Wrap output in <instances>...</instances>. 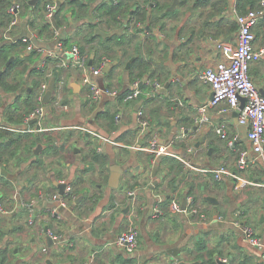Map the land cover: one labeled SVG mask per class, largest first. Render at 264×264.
I'll return each mask as SVG.
<instances>
[{
	"label": "crops",
	"instance_id": "0c3cea01",
	"mask_svg": "<svg viewBox=\"0 0 264 264\" xmlns=\"http://www.w3.org/2000/svg\"><path fill=\"white\" fill-rule=\"evenodd\" d=\"M47 1L57 2V13L60 6H64L63 14L68 18L61 26L54 19L53 32L54 28H59L60 32L58 35L54 32L52 39L42 36L31 24L35 10L43 8ZM72 1L37 0L31 3L33 8L23 7L25 14L20 17L19 24L12 28L10 24L2 22L0 1V47L19 40L29 41L33 43V49L41 54L40 60L46 63L48 58L55 57L48 56L45 51H58L59 43L66 50L78 45L89 56V64L92 59L90 66H97L104 56L111 60L108 71H103L96 78L102 88L125 94L136 82L139 86L143 83L151 85L148 80L159 81L164 86L169 84V87L166 93L162 89L160 94H156L149 104L140 98L119 102L117 98L108 96L95 102L92 101L90 88L82 82V70L69 65L64 67L62 101L68 107H59L56 99H52L49 106H44L42 131L31 133L25 131L27 126L35 124L33 127L37 129L38 123L27 124L26 119L21 123L12 121L17 116L9 115V118L6 108L14 102V96L0 87V130H10L15 134L11 150L16 153L9 158V163L1 165V170H5L6 174H0V207L3 210L0 213L7 212L13 216H0V251L8 243L15 248L17 256L9 257L12 264L18 260H21L19 264H47V259L54 264H129L130 258L134 259L131 264H179L177 254L171 252L173 250L180 254V260L188 263L203 264L208 259L207 251L215 250L218 252L217 261H222V258L228 260L222 261L224 264H264V252L245 242L240 229L233 224L235 220L252 224L257 235L264 238V166L261 161L239 169L238 179L225 176L222 181L213 180L212 173L190 170L184 166L181 180L176 183V188H172L165 178L168 170L163 169V159L154 163L148 151L137 148L148 145V138L141 137L138 132L136 108L142 102L140 108L148 118L151 117V108L160 107L159 121L162 124L159 131L162 139L166 143L172 142L171 149L188 158L197 168L213 169L226 165L233 172L237 169L238 151L221 138L217 132L220 125L225 126L230 136L239 134L243 139L242 145L251 152L250 142L238 126L237 111L219 113L218 108L210 107L209 123L198 126L194 122L199 108L208 105L212 93L210 87L200 80L199 74L221 59L215 39L210 36L212 33L208 29L205 30L206 35L202 33V19L192 17L190 5L179 4L175 10L177 13L167 17L163 27H150L147 24L143 31L136 33L133 23L137 3H143V0H121L123 5L117 18L112 15L110 0H81L88 1V9L81 13L78 6L73 11ZM111 1L117 4L120 0ZM158 2L168 8L173 0ZM17 4L21 12V6ZM151 5L155 6V3ZM234 7L235 0H230L224 23L226 26L237 22ZM40 12L45 16V8ZM60 18L63 19L62 14ZM129 18L131 28L127 27ZM92 25H96L95 28ZM96 28L104 32L114 29L121 32L104 37L96 33ZM194 28L195 32L192 30ZM237 32L238 29L229 35L222 34L216 40L222 39L235 45ZM254 32L255 45L260 49L264 47V17L258 20ZM91 35H95L96 40L90 44L86 39ZM117 35L124 40L122 45H117V40L113 39L111 51L102 47L101 38L106 40ZM61 38L67 41L68 46ZM139 56L150 59L152 68L150 76L145 75L141 79L137 77L139 70L136 68ZM15 57L16 54H13L10 58L14 60ZM65 57L70 61L68 53ZM20 70L22 68L13 71L7 80L12 82L17 77L27 82L30 78ZM4 71L5 68L0 70V76ZM251 75L259 89L264 91V58L252 65ZM108 112L117 113V128H111L113 122ZM186 118L190 119V123L192 121L189 126H186ZM0 134V144L10 140L9 136ZM201 137L204 140L198 147ZM38 145L41 147L37 149ZM53 145L58 147L57 152L51 150ZM192 145L196 151L187 152ZM93 148L108 159L94 161L88 155ZM9 153L12 151L5 152L3 156L10 157ZM155 164L159 165L156 176L159 182L151 188L155 182L152 177ZM111 166H118L120 171L124 169L120 179L122 188L109 186ZM88 167L91 169L86 171ZM59 170L63 171L61 175L58 174ZM91 172L89 187L78 185L77 180L81 175L88 176ZM127 179L131 183L129 191L124 185ZM55 180L73 185L68 207L60 209V219L52 213V198L59 192ZM244 180L249 183L242 187ZM192 183L198 195L196 204L199 203L200 214L208 220L201 221L197 216L183 213L174 214L169 208L173 201L182 202L193 195L189 194ZM132 191H136V194ZM156 194L165 197L164 214L159 217H154L152 209ZM207 195L215 197L218 203L207 201ZM219 215H223L226 221L218 220ZM31 218L33 223H30ZM19 224L24 226V230L14 232ZM132 225L140 230L139 246L129 256L115 245V240ZM48 232L54 236L53 243L49 242ZM46 247L48 252H44ZM18 252L21 254L18 255Z\"/></svg>",
	"mask_w": 264,
	"mask_h": 264
},
{
	"label": "built area",
	"instance_id": "2783aa9c",
	"mask_svg": "<svg viewBox=\"0 0 264 264\" xmlns=\"http://www.w3.org/2000/svg\"><path fill=\"white\" fill-rule=\"evenodd\" d=\"M261 6L262 8L260 10H249L245 14H238L234 7V12L239 25L235 45L215 39L216 49L220 52L221 59L215 65L207 66L199 74L200 80L210 87L213 97L209 100L208 105L205 104L199 108V112L196 115L194 122L198 126L209 123L210 115L208 111L210 107H213L218 108L219 113L239 111L238 123L247 127V139L250 142L253 156L248 149H242L237 160L238 170L245 169L250 164L256 165L259 161H261L264 166V93L261 92L251 75L252 65L260 62L264 58V47L257 49L255 45L256 34L254 32V26L259 19L264 17V0H261ZM58 9L59 6L56 1L46 3V19L50 22H54ZM9 11L13 16L10 23V27L12 28L20 22L19 5L14 2ZM137 26L143 28L145 24L139 22ZM54 32L58 35L60 32L59 28H54ZM33 46V43L30 42L26 50H32ZM45 53L50 57L61 58L59 63V66L61 67L71 65L82 70V82L90 88L92 101L98 102L103 96L117 98L120 95V92L117 90L102 88L96 81V78L103 73L104 69L111 66V60L108 57H102L97 66H90L89 56L82 52L78 45H74L70 50H66L61 43L58 44V51L54 52L53 50H49L48 52L45 51ZM67 53L70 55L69 58L71 62L65 57ZM44 64V61L40 62V65ZM148 81L152 86V91L147 93L148 97L155 96L164 88V85L159 81ZM48 87V82L42 84L37 95L39 105L36 110L26 118V122L28 123L34 117L38 116V128H27L26 130L29 132L42 131L41 121L45 117L44 96ZM64 87L65 82L64 80H61L54 93L56 94V101L59 107L67 108V105L62 104ZM143 93L144 92L139 86V83L136 82L133 85V88L124 94L123 101H136L143 95ZM242 98L245 99V105L241 109ZM137 117L139 122V135L141 137H145L146 134L152 130L148 137L147 147L144 148L143 146H137V148L148 151L152 155L154 163L157 162L162 155L173 156L179 159L187 169L212 173L216 181H222L225 176H230L235 179L239 178L238 174L231 171L226 165H221L213 169L197 168L188 158L181 154H177L171 149L172 142L166 143L162 139L159 129L152 128L150 119L146 117L143 109L139 108L137 110ZM217 132L220 134L221 138L227 141L230 147L235 148L236 143L240 140L239 134L230 136L224 125L218 126ZM183 136L186 135L184 134ZM100 137L103 140H107V138ZM195 151L196 148L194 145L187 149V152L189 153H194ZM62 182L66 183L65 194L58 192L55 193L52 198L54 204V206H52V213L59 219L62 217L60 209L68 207V197L73 191V185L66 181ZM248 183L247 180H244L241 186H246ZM155 196L156 203L153 205L152 209L154 217H159L164 214L163 202L165 197L161 194H156ZM33 204L34 202H32L31 205ZM169 208L174 214L183 213L188 216H197L201 221L208 220L205 215L200 214L199 207L196 204V198L193 195L187 197V204L184 209L182 208V202L179 201H173L169 205ZM0 211H3L1 207ZM217 219L220 221H226V218L223 215H219ZM30 223H33L32 218ZM233 224L240 229L245 242L264 252V238L258 236L252 226L239 220L233 221ZM48 235L51 238H54L51 232H48ZM139 235V228L136 225H132L127 231H124L117 236L115 245L122 248L127 255L132 256L138 249ZM44 252H48L47 247L44 248ZM222 261L228 262L226 258H222ZM85 264H93V262Z\"/></svg>",
	"mask_w": 264,
	"mask_h": 264
},
{
	"label": "trees",
	"instance_id": "16d2710c",
	"mask_svg": "<svg viewBox=\"0 0 264 264\" xmlns=\"http://www.w3.org/2000/svg\"><path fill=\"white\" fill-rule=\"evenodd\" d=\"M1 1V10L3 12L2 14V22L10 24L13 16L10 13V7L14 2L19 3L21 6V12H20V17L23 16L25 13L23 12V7L24 8H33L31 6L30 0H0ZM229 1L230 0H180V5H190V10H192L193 14L192 17H197L202 19V33H205V30H209L210 36L212 38L217 39L220 37V35L225 34L229 35L230 32H233L239 28L238 22L234 21L229 23L228 26H226L225 20H226V15L228 11V6H229ZM51 1L45 2L48 3ZM154 2L155 6L151 5V3ZM41 3V2H40ZM45 4L42 6L43 8L36 9L35 14H34V20L31 21L32 27L37 28L39 33L42 36H46L50 39L54 37V32L52 28V23L50 21H47L45 19L44 14H41L40 11L45 8ZM73 5L72 9L75 11L76 7L78 6L80 13L85 12L88 9V1L87 2H82L81 0H74L71 2ZM110 9L112 10V15L117 18L119 14H121V7L123 5V2L120 0L117 2V4L113 3L111 0L109 2ZM144 4L145 6H141ZM137 12L135 13V21H134V29L135 32H141L144 30L146 25L148 24L150 27H155L157 25H161L162 27L164 26L163 22L164 20L171 16L172 14H176L177 11H170L166 10L167 6L162 5L161 3L158 2V0H143V3H137ZM262 8L261 6V0H235V9L238 14H245L249 10H260ZM64 11V6H60L59 13L56 14L55 20L57 21L58 25H62L63 22L68 20V18L65 16V13L63 14ZM62 14V20L60 18V15ZM40 17V19H39ZM54 20V22H55ZM144 23L145 26L143 28H140L137 26L138 23ZM131 24V19L129 18V22L127 27H130ZM96 25H92V28H95ZM224 26V29H223ZM131 28V27H130ZM193 32H195V28L192 29ZM95 35H91L89 38L86 39L88 43H94L96 40ZM62 39V38H61ZM113 39L117 40V45H122L124 43V40L120 39V36H115L112 38H108L106 40H103L102 38L100 39V43L103 48H106V50L111 51L113 48L112 46V41ZM64 44L68 46L67 41L63 40ZM29 44L28 42H25L23 40H19L14 42L13 44H4L3 46L0 47V70L5 68L4 73L0 76V87L4 89L7 93H12L14 96V102L10 104L6 108L7 116L9 115L17 116L15 120L11 119L14 122L21 123L26 119L32 112L36 110V108L39 105V102L37 100V95L39 93V90L42 87L43 83H50V81L55 78L56 79V87L59 86V82L61 80H64L63 75L66 72V68L59 66V63L61 61V58H48L46 60V63L44 65H40V59L41 54L35 49L32 50H26L27 46ZM94 47V46H93ZM21 49L20 51L23 50L24 54L20 53L18 49ZM97 49V48H96ZM82 50L83 47H82ZM95 50V49H93ZM97 52V51H96ZM16 54L15 59L10 63V65H7L8 60L10 57ZM136 68H138V73L137 77L140 79L145 76L149 75L150 72L152 71V68L150 66V59H146L144 56H139L136 62ZM96 64V62L94 63ZM135 67V66H134ZM19 68H22L19 72H21L23 75H27L30 79L26 82L23 80H19L17 77L13 79L12 82H9L7 80L8 75H11V73ZM141 89L144 91V94L140 97V99H144L145 103H150L153 100V97H146L147 93H150L152 91V86L148 85L146 83H143L141 86ZM30 89V90H29ZM160 94V93H159ZM124 94H120L117 99L120 101H123ZM54 100L56 99V94L54 95ZM159 108H151L150 110V122L152 128H159V126L162 124V122L159 121V117L161 116L159 112ZM107 114H111L110 117L112 118L113 124H111V128H117L115 125V122L117 121V113H110L108 112ZM146 115V114H145ZM10 118V117H9ZM186 126H189L190 119L186 118ZM27 123V122H26ZM30 121L27 123L29 124ZM35 124H31L30 126H27V128H33ZM27 131V130H25ZM152 130L146 134L145 138H148ZM29 132V131H27ZM139 132V128H138ZM0 133H3L4 136H9L10 140L3 142L0 144V167L1 165H4L5 163H9L11 156H15V152L11 150V145L14 144V136L15 134L8 131H1ZM31 133V132H30ZM0 134V138H1ZM237 146L235 145L233 148L234 150L238 151L237 157L240 155V151L242 149H248V147L243 146V139H240L237 142ZM242 148H240V147ZM51 150L58 151V147L56 145L51 146ZM185 147V144L184 146ZM240 148V149H239ZM232 149V150H233ZM12 151V153H9L10 157L5 158L3 154L5 152ZM88 155H91L94 161H106L108 159L107 156L102 155L97 152L96 148H93L90 150V153ZM42 164V161H39ZM163 169L168 170L167 174L165 175L166 180H168L169 185L172 188H176V183L178 180H181L182 174L184 173V164L176 159L173 156H165L163 158L162 163ZM92 167V165H91ZM91 168L88 167L86 171H89ZM234 172L236 174H239L238 169H234ZM61 175V174H59ZM59 177V176H58ZM212 179H214V175H212ZM82 180V177L80 180H77V183L79 184ZM216 182V181H215ZM194 184H191V190L189 194H194ZM198 198L196 197V200ZM170 201V200H169ZM168 202V201H167ZM197 202V201H196ZM26 212V211H25ZM24 230V226L21 224L16 225L14 232L16 231H22ZM1 233V232H0ZM204 248V247H203ZM205 249V248H204ZM208 252V259L203 262V264H218L215 250L207 251ZM15 253V248L11 246L10 243L7 244L5 248H3L0 251V264H12L9 261L10 255H13ZM15 256V255H13ZM134 261V259L130 258L127 263L131 264Z\"/></svg>",
	"mask_w": 264,
	"mask_h": 264
},
{
	"label": "water",
	"instance_id": "95a60500",
	"mask_svg": "<svg viewBox=\"0 0 264 264\" xmlns=\"http://www.w3.org/2000/svg\"><path fill=\"white\" fill-rule=\"evenodd\" d=\"M36 1H37V0H30V3H34V2H36ZM179 3H180V0H173V3L171 4V6H169L167 9H168V10H171V11H175L176 8L178 7ZM148 28H149V27H148ZM119 32H121V31L116 30V29L111 30V31H109V32H104L103 30H100V28H96V33H97V34H100V35H102V36H104V37H110V36L115 35V34H117V33H119ZM219 41H222V39H220ZM12 61H13V58H10V59L8 60L7 65L9 66L10 63H11ZM92 63H93V62H92V59H91V60H90V65H91ZM108 69H109L108 67L105 68V69H104V72H107ZM74 87H76L75 84H74ZM168 87H169V84H166V85L164 86V88H163L162 91H163L164 93H166L167 90H168ZM55 90H56V79L53 78V79L50 81V83H49V87H48V90H47V92L45 93V96H44V103H45L46 106H49V104L51 103V101H52V99H53V97H54V92H55ZM261 92L264 93V91H262V90H261ZM212 97H213V93H211V95H210V99H212ZM141 103H142V102H141ZM141 103L137 106L136 109H139V108L141 107V105H142ZM244 105H245V99L242 98V99H241V106H240V108L242 109V108L244 107ZM236 113L239 114V111H237ZM37 121H38V116H37V117H34V118L30 121V123H37ZM238 126H239V128L243 131V135H244V137H247V131H248V130H247V127L244 126V125H241V124H239ZM195 129H197V126L195 127ZM203 140H204V137H201L200 142L197 143V146H198V147L200 146V144H201V142H202ZM40 147H41V145H38V146H37V149L40 148ZM37 149H36V151H37ZM164 157H165V156H163V155L160 156V157H159V160H162ZM158 168H159V165H158V164H155V165L153 166L152 177L155 178V182L151 185V186H152L151 188H153L154 186H156V185L158 184V182H159V179L156 177V176H157V172H158ZM123 170H124V169H123ZM123 170L120 171V168H119L118 166H111V174H110V177H109V186H110V187H112V188H122L121 185H120V179H121V175H122ZM62 172H63L62 170H59V171H58V174H61ZM0 173H1V174H6V171H5V170H0ZM59 179H60V178H59ZM56 184H57V186L59 187V192H60L61 194H65L66 183H65V182H62V181L59 182L58 180H55V185H56ZM130 196H131V195H130ZM205 199H206L207 201H209L210 203H213V204H217V203H218V202H217V199H216L215 197L211 196V195H207V196L205 197ZM186 204H187V198H184L183 201H182V208H183V209L186 207ZM0 216H2V217H12L13 214H11V213H7V212H1V213H0ZM45 230L48 231V227H46ZM53 241H54L53 238L50 237V238H49V242L53 243ZM175 251H176V250H173V251H171V252H172L173 254H177L176 259L179 260V264H198V263H188V262H186V261H184V260H180V259H181L180 254L176 253ZM20 262H21V260H18L15 264H19ZM46 263H47V264H54V262H53L51 259H47V260H46ZM218 263H219V264H224L220 259L218 260Z\"/></svg>",
	"mask_w": 264,
	"mask_h": 264
},
{
	"label": "rangeland",
	"instance_id": "374dc122",
	"mask_svg": "<svg viewBox=\"0 0 264 264\" xmlns=\"http://www.w3.org/2000/svg\"><path fill=\"white\" fill-rule=\"evenodd\" d=\"M223 144H225V142L223 143ZM229 168V167H228ZM240 173V172H239ZM92 176V172L91 173H89V175L87 176V174L86 175H84V174H82L81 175V177H82V180H81V182L78 184V185H80V186H88L89 187V181H90V178H92L91 177ZM128 180V179H127ZM124 185H125V187L127 188V191H129L131 188H130V186H131V183H129V180L128 181H126V183H124ZM132 192H135V194H136V191H132ZM199 195H200V192H199ZM193 196H195V197H198V195H197V192H194V194H193ZM198 205H199V203H198ZM199 210H201L200 209V206H199ZM257 219H259V218H257ZM249 224V223H248ZM250 226H252V224H249ZM253 227V226H252ZM21 253L20 252H18V255H20ZM13 255H16V253H14ZM17 256V255H16Z\"/></svg>",
	"mask_w": 264,
	"mask_h": 264
}]
</instances>
